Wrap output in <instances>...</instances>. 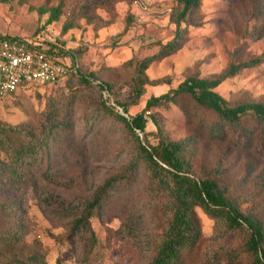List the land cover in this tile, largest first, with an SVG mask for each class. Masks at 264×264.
Returning <instances> with one entry per match:
<instances>
[{
    "label": "rangeland",
    "instance_id": "obj_1",
    "mask_svg": "<svg viewBox=\"0 0 264 264\" xmlns=\"http://www.w3.org/2000/svg\"><path fill=\"white\" fill-rule=\"evenodd\" d=\"M61 0H0V34L36 36L61 47L59 59L71 70L56 84L23 88L0 97V121L35 129L50 96L70 105V126L61 128L50 141V169H28L38 189L28 181L11 186L0 179V264H32L35 256L47 264H149L162 231V214L149 172L143 163L127 175L133 141L123 122L104 108L103 85L109 87V103L128 105V114L143 110L151 96L177 87L198 65L203 75L223 71L232 61H245L264 50V0H203L202 24L191 26L187 40L175 53L154 62L147 70L151 79L169 83L146 86L134 101L132 77L137 62L154 54L159 43L170 41L176 31L175 0H64L59 19L46 24L52 8ZM47 11L42 13V10ZM70 21L74 28H62ZM69 70V71H70ZM89 78L84 82L82 77ZM64 77V76H63ZM216 91L231 104L264 102V62L224 81ZM115 104V105H114ZM169 136L190 138V161L197 177L216 173L245 193L256 192L264 202V128L252 124L245 134L225 126L223 137L208 130L209 118L188 99L169 107H155ZM65 111L61 110L63 119ZM152 121L147 131H155ZM156 145L154 134L148 137ZM120 176V177H119ZM117 177L103 196L99 213L91 218L97 237L87 243V233L71 231L98 189ZM247 205L244 206L246 208ZM199 245L184 264H203L207 245L228 251L239 245L234 234L215 239L213 220L201 208ZM206 245V246H205ZM202 247V248H201ZM201 249V250H200ZM218 264H228L223 258Z\"/></svg>",
    "mask_w": 264,
    "mask_h": 264
},
{
    "label": "trees",
    "instance_id": "obj_2",
    "mask_svg": "<svg viewBox=\"0 0 264 264\" xmlns=\"http://www.w3.org/2000/svg\"><path fill=\"white\" fill-rule=\"evenodd\" d=\"M177 10L174 13L176 31L174 37L159 43L156 53L140 59L132 77L134 101L146 93L147 85L169 83L168 78L151 79L148 68L156 61L175 53L187 40L189 27L200 26V10L203 0H175ZM64 7V0L51 9L46 24L59 19ZM44 9L42 13H46ZM74 25L67 21L62 31L67 33ZM33 37V36H32ZM30 38L27 36L1 35L0 40ZM48 53L57 57L63 55L61 47L49 43ZM264 62V50L248 60H232L220 73L203 75L199 66L192 71L177 87L158 96H151L145 107L136 115L128 114V105L117 102L125 114L116 110L109 103V87L103 85L102 99L107 113L124 123L133 141V156L127 167V175H132L143 163L149 172L152 188L162 214V231L157 236L152 261L149 264H184L188 256L195 251L202 236V224L197 209L213 220L215 239L223 240L234 234L239 245L225 251L213 244L207 245L203 264H218L223 258L228 264H264V202L256 203V192L245 193L235 183L222 181L216 173L204 172L201 177L194 175L190 161V138L172 139L158 118L152 112L155 107H169L179 100L188 99L209 118L208 130L215 137H223L225 126L247 133L256 123L264 128V102L242 101L231 104L216 89L227 79L233 78L243 70ZM80 68H72L64 77L40 85L56 84L71 74H78ZM82 77L84 82L89 78ZM115 105V104H114ZM70 105L56 96H50L46 108L41 113V120L35 129L23 125H14L0 121V179L11 186H20L29 182L33 189H38V180L28 169L44 168V173L52 178L50 167V141L61 128L70 126ZM61 110L65 111L63 119ZM152 121L155 131H147V124ZM154 134L157 144L150 143L148 137ZM264 145V134L261 138ZM43 166V168H42ZM120 177V176H119ZM117 177L107 180L96 192L93 200L77 218L71 231L87 233V243L95 246L97 237L91 224V218L99 213L103 196L112 187ZM246 208H244V206ZM0 236V241H2ZM206 246V245H205ZM202 248V247H201ZM201 250V249H200ZM32 264H47L43 257L35 256Z\"/></svg>",
    "mask_w": 264,
    "mask_h": 264
},
{
    "label": "built area",
    "instance_id": "obj_3",
    "mask_svg": "<svg viewBox=\"0 0 264 264\" xmlns=\"http://www.w3.org/2000/svg\"><path fill=\"white\" fill-rule=\"evenodd\" d=\"M39 33L30 38L0 40V97L23 88L56 81L70 70ZM76 68V67H75Z\"/></svg>",
    "mask_w": 264,
    "mask_h": 264
}]
</instances>
